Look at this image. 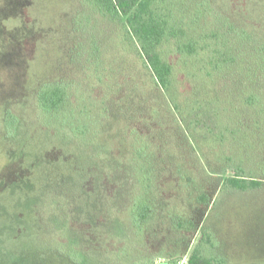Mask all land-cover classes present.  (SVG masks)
I'll use <instances>...</instances> for the list:
<instances>
[{"label":"rangeland","instance_id":"rangeland-1","mask_svg":"<svg viewBox=\"0 0 264 264\" xmlns=\"http://www.w3.org/2000/svg\"><path fill=\"white\" fill-rule=\"evenodd\" d=\"M73 4L75 0H0V264H59L62 261L55 253L76 259L77 264H187L194 249L204 256L219 255L224 264H264V186L239 190L222 182L236 172L240 177L264 179L262 121L252 128L254 139L243 145L247 152L235 161L234 170L222 175L208 172L197 179L200 191L219 183L201 223L193 229L188 222H180L191 217L195 202L189 198L196 199L198 194H187L192 190L187 179L172 173L178 164L194 168L188 161L179 163L183 154L174 140L170 138L167 148L160 151L156 164L161 172L147 185L138 181V168L114 161V155L134 152L133 146H127L126 130L134 127L145 134L147 129H156L169 111L156 100L126 98L127 82L145 81L146 86L135 45L121 39L120 22L102 17L97 8L93 11L79 4L81 14L71 28L67 20ZM92 48L99 59L96 69L90 67ZM163 54L175 65V85L177 79L186 81H179L180 89L174 87L172 95L178 101L186 93L193 101L196 97L187 87L199 63H177L170 45L163 48ZM49 74L66 76L73 84L57 110L43 113L31 90L39 78ZM195 75L199 78L201 73ZM254 77H232L240 87L237 93H223V121L237 114L245 119L256 112L264 114V99L255 111L244 100L253 94L249 83ZM196 87L203 94L212 86L203 80ZM6 110L16 122L12 136L4 139ZM185 118L190 130L203 136H195L199 146L212 143L207 137L218 124L211 107L201 100L190 104ZM112 122L115 128L108 134ZM227 125L245 133L237 122ZM168 135L170 129L162 137ZM229 146L235 153L240 145L232 142ZM81 148L86 159L90 155L102 167L104 175L98 184L86 171L80 178L81 191L63 186L57 174L40 183L44 161L55 160L56 167L63 161H75L70 150ZM174 150L178 156L169 154ZM110 166L118 169L112 171ZM134 195L146 198L155 212L138 228L129 214ZM205 229L214 234V250L200 241Z\"/></svg>","mask_w":264,"mask_h":264},{"label":"trees","instance_id":"trees-1","mask_svg":"<svg viewBox=\"0 0 264 264\" xmlns=\"http://www.w3.org/2000/svg\"><path fill=\"white\" fill-rule=\"evenodd\" d=\"M79 4L83 5L82 8L88 6L93 11L97 8L102 17L112 22H120L119 31L122 37L119 36L123 40H131L135 45L141 60L140 67L142 74L145 75L146 86L143 88L145 81L143 83L127 82L126 92L129 90V93L126 98L130 100L137 96L140 102L156 100L162 106L165 105L169 111L159 119L156 129H147L145 134L134 127L126 130V137L130 138L127 146H133L134 152L132 149L129 153L123 151L121 156L114 155V161L117 164H127L132 169L138 168L141 173L138 181L146 184L152 181L158 172H161L159 165L156 164L160 161L159 153L163 148H167L170 138L174 140L183 154L179 163L188 161V164H194L193 169L186 167L185 164L175 165L172 173L176 172L187 179L192 187L187 194H198H196V199L189 198L195 202L191 217L187 218L186 222L180 221L188 222L195 229L205 216L215 195V189H219L217 182L200 191L201 187L197 186V179L208 172H217L222 175L226 170H234L235 161L243 158L244 150L247 152L243 145H247L248 140L252 138V128L261 124L260 121L264 124V114L259 112L247 119L237 118L238 114L236 117L229 118L228 122H234V124L237 122V126L240 124V129L244 130V133L238 129H231L227 125L228 122L221 118V104L224 102V95L237 93L236 88L240 87L237 86L238 82H234L232 78L234 75L241 78L242 76L246 78H250L251 75L255 76L249 83H252L253 94L244 99L252 111L257 110V106L260 105L258 102L264 99V0H75L70 18L67 20L71 28L81 14ZM167 45L171 46V53L177 63H189L187 66L192 60L199 63L195 72H200L201 76L196 78L195 72L191 73L193 81L190 87H187L196 97L193 101L186 96V93H182V98L178 101L172 95L174 87L175 90L179 88V81H186L177 79L178 83L175 85L173 78L175 65L163 54V48ZM75 50V55L79 56L78 49L75 48ZM94 51L98 52L96 48ZM92 54L94 58L90 67L93 66L96 69L99 59L98 55L94 54L93 48ZM96 79L102 80V77ZM203 80H207L209 86L212 87L200 94L196 85ZM71 84L73 82L66 76L53 77L49 74V76L39 78L32 85L31 90L37 107L43 113L57 110L66 101ZM187 99L189 101L186 102ZM200 100L212 108V116L218 124V128L210 132L207 137L212 143L204 146H199L195 136L200 134L198 132L197 135L194 134L196 132L192 128L193 131L190 130L189 121L185 118L186 109L190 104ZM4 113L5 134L3 138L5 139L12 136L16 119L10 111L6 110ZM224 118L227 119V117ZM149 120L151 123L150 117ZM114 128L115 125L112 122L108 134ZM169 129V137H162V134L167 133ZM153 130H157L156 133ZM174 135H180V137ZM201 137L203 136L200 135L199 138ZM183 142H188L185 147L182 146ZM232 142L240 145L237 146L239 149H236L238 151L235 153L228 148ZM81 150L82 148L77 151L71 149L75 161H63L58 163L57 167L54 165L57 163L55 160H50L48 163L44 161L43 170L41 166L42 174L41 176L38 174L40 183L42 184L48 176L53 177L57 174L61 177L63 186L78 188L77 190L81 191L83 184L80 178L86 171L88 172L87 177H91L93 182L98 184V180H102L104 175L102 167L96 158H90L88 155L86 159ZM107 151L109 154L110 151L108 149ZM169 154L178 156L176 150L174 153L169 151ZM169 154L167 153V157L171 158ZM200 156L203 158L200 159ZM40 163L43 161L41 160ZM213 164H220V169H215ZM109 169L116 171L118 168L110 166ZM222 182L229 188L239 190H253L264 186V179L251 176L240 177L239 172L224 177ZM94 194L95 192L92 196ZM129 208L131 223L137 228L155 213L148 200L138 195L131 197ZM176 215L177 218L181 216ZM177 218L172 219L177 220ZM200 241L213 250L216 247L214 234L210 230L205 229L201 233ZM43 254L48 253L43 252ZM55 255L62 261L59 264L78 263L76 259L70 257L63 259L59 257L60 254L55 253ZM187 264H224V259L216 254L204 256L194 249L187 258Z\"/></svg>","mask_w":264,"mask_h":264}]
</instances>
